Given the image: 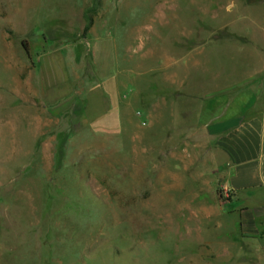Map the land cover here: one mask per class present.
<instances>
[{"label":"rangeland","instance_id":"rangeland-1","mask_svg":"<svg viewBox=\"0 0 264 264\" xmlns=\"http://www.w3.org/2000/svg\"><path fill=\"white\" fill-rule=\"evenodd\" d=\"M263 16L264 0H0V264H264V238L221 219L198 124L247 77Z\"/></svg>","mask_w":264,"mask_h":264},{"label":"crops","instance_id":"crops-1","mask_svg":"<svg viewBox=\"0 0 264 264\" xmlns=\"http://www.w3.org/2000/svg\"><path fill=\"white\" fill-rule=\"evenodd\" d=\"M256 23L259 46L248 47L256 61L247 77L212 94L209 115L201 111L198 124L209 144L208 182L221 181L231 191L221 219L239 236L264 238V16Z\"/></svg>","mask_w":264,"mask_h":264},{"label":"built area","instance_id":"built-area-1","mask_svg":"<svg viewBox=\"0 0 264 264\" xmlns=\"http://www.w3.org/2000/svg\"><path fill=\"white\" fill-rule=\"evenodd\" d=\"M219 199L223 202V201H227L229 200L230 196H231V191L228 187L221 185L219 188V191L217 192Z\"/></svg>","mask_w":264,"mask_h":264},{"label":"trees","instance_id":"trees-1","mask_svg":"<svg viewBox=\"0 0 264 264\" xmlns=\"http://www.w3.org/2000/svg\"><path fill=\"white\" fill-rule=\"evenodd\" d=\"M85 20H86V24L85 27L83 29V32L86 33L91 25V17L89 15L85 16ZM27 52V51H26ZM28 53V52H27Z\"/></svg>","mask_w":264,"mask_h":264}]
</instances>
